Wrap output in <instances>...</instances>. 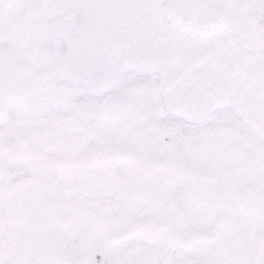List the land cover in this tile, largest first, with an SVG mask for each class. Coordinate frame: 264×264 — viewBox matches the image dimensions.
Segmentation results:
<instances>
[{
    "label": "snow or ice",
    "instance_id": "1",
    "mask_svg": "<svg viewBox=\"0 0 264 264\" xmlns=\"http://www.w3.org/2000/svg\"><path fill=\"white\" fill-rule=\"evenodd\" d=\"M0 264H264V0H0Z\"/></svg>",
    "mask_w": 264,
    "mask_h": 264
}]
</instances>
